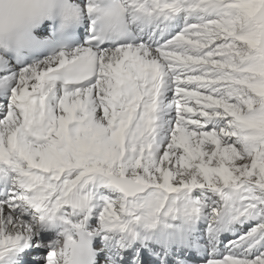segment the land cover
<instances>
[{
	"label": "snow or ice",
	"instance_id": "snow-or-ice-1",
	"mask_svg": "<svg viewBox=\"0 0 264 264\" xmlns=\"http://www.w3.org/2000/svg\"><path fill=\"white\" fill-rule=\"evenodd\" d=\"M194 249L264 264V0H0V264Z\"/></svg>",
	"mask_w": 264,
	"mask_h": 264
},
{
	"label": "clouds",
	"instance_id": "clouds-1",
	"mask_svg": "<svg viewBox=\"0 0 264 264\" xmlns=\"http://www.w3.org/2000/svg\"><path fill=\"white\" fill-rule=\"evenodd\" d=\"M46 23H48V21H46ZM42 26H43V24H41L37 29H35V32L38 33ZM50 33H51V30H50ZM39 39H44V37H39Z\"/></svg>",
	"mask_w": 264,
	"mask_h": 264
}]
</instances>
